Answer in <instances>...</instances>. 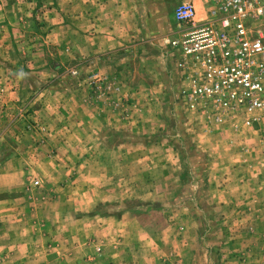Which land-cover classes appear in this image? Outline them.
<instances>
[{
    "label": "rangeland",
    "instance_id": "1",
    "mask_svg": "<svg viewBox=\"0 0 264 264\" xmlns=\"http://www.w3.org/2000/svg\"><path fill=\"white\" fill-rule=\"evenodd\" d=\"M182 1L0 0V264H264L254 136L173 84Z\"/></svg>",
    "mask_w": 264,
    "mask_h": 264
},
{
    "label": "built area",
    "instance_id": "2",
    "mask_svg": "<svg viewBox=\"0 0 264 264\" xmlns=\"http://www.w3.org/2000/svg\"><path fill=\"white\" fill-rule=\"evenodd\" d=\"M205 1L200 12L191 0L172 12L166 42L180 103L205 128L230 123L253 135L264 166V0Z\"/></svg>",
    "mask_w": 264,
    "mask_h": 264
},
{
    "label": "crops",
    "instance_id": "3",
    "mask_svg": "<svg viewBox=\"0 0 264 264\" xmlns=\"http://www.w3.org/2000/svg\"><path fill=\"white\" fill-rule=\"evenodd\" d=\"M191 1H193L194 2V4H195V6H196V8H197V10H198V12H200L201 10H202V8H204L205 6H206V1L205 0H191ZM120 16H122V19L121 20H126L125 19V17H126V13H120ZM121 17H119V19H120ZM110 19H112L111 17H110ZM120 27H121V24H119L117 27L116 26H113V31L112 30H107L109 33H115V29L116 28H119V30H120ZM167 31L169 32L170 30L167 28ZM167 32V33H168ZM173 73H174V82H173V84H175L177 81H176V74H175V70H174V64H173ZM122 128L123 129H125L123 126H122ZM108 130H110V128L108 129ZM120 131V130H119ZM115 144H118L117 145V147H123V146H126V141L125 140H120L118 143H115ZM112 146H115V145H112ZM123 148H125V147H123ZM123 154V153H122Z\"/></svg>",
    "mask_w": 264,
    "mask_h": 264
}]
</instances>
